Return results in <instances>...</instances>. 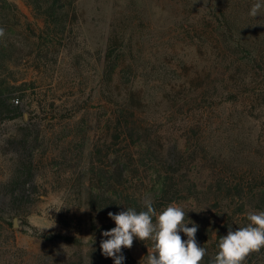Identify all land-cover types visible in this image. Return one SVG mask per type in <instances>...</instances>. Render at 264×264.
<instances>
[{
    "label": "trees",
    "instance_id": "obj_1",
    "mask_svg": "<svg viewBox=\"0 0 264 264\" xmlns=\"http://www.w3.org/2000/svg\"><path fill=\"white\" fill-rule=\"evenodd\" d=\"M25 2L43 21L42 29L24 20L16 5L0 0V125L20 119L32 105L29 91L37 86L27 78L30 71L45 74L54 83L63 66L59 56L64 49L72 57L67 67L76 71L81 67V56L72 48L79 0ZM256 2L207 0V7L197 12L200 16L192 17L187 8L193 0H179L173 7L174 25L186 38L180 47L150 48L147 53L143 43H133L131 33L137 21L144 20L137 11L143 12L145 3L137 7L138 0H131L132 6L114 12L101 59L99 92L111 108L106 124L109 136L102 144L90 145L88 131L76 124L64 149L73 159H83L91 147L90 160L86 167L75 168L71 177H65L66 170L56 177L68 178L57 188L65 186L67 191L72 184L69 190L74 192L75 205L89 209L93 232L115 227L109 212L145 210L146 199L157 213L173 203L195 205L209 212L203 217L187 214V219L198 225L195 239L206 249L201 264H211L229 227L236 231L249 223V211H264V164L245 155L247 143L237 141L245 134L246 123L264 117V8L256 17L249 15ZM186 48L193 53H183ZM52 117L57 119V113ZM214 117H222L227 125L223 133L221 126L212 123ZM184 135L186 143L180 140ZM224 136L237 143L230 141L226 149L217 146ZM7 144L16 160L1 189L9 196L12 210L26 215L25 209L36 203L42 188L38 177L46 169L48 141L40 130L26 124ZM199 166L204 171L195 172ZM3 212L0 207V221ZM180 235L187 240L183 232ZM45 237L50 242L81 244L76 236ZM122 255L123 264H130V255L123 251ZM259 263L264 264V257ZM38 264H114V260L105 257L97 244L86 256L43 258Z\"/></svg>",
    "mask_w": 264,
    "mask_h": 264
},
{
    "label": "rangeland",
    "instance_id": "obj_2",
    "mask_svg": "<svg viewBox=\"0 0 264 264\" xmlns=\"http://www.w3.org/2000/svg\"><path fill=\"white\" fill-rule=\"evenodd\" d=\"M8 1L16 5L23 19L37 30L44 27L43 21L36 19L25 0ZM206 1L193 0V4L187 8L192 12V17L200 16L197 12L207 7ZM177 2L179 0H138L137 7L145 3L144 11H137L144 20L137 21L131 33L133 43H143L145 53L150 48L163 51L171 48L172 45L181 46V41L186 37L185 33L183 34L180 29L177 30L175 28L177 26L174 25L176 13L173 7H177ZM130 4L131 0H79L80 19L76 27L77 38L72 48L74 53L81 56V67L78 71L67 67L72 57L68 50L64 49L59 56L63 66L60 74L56 75L54 83H50L49 77L45 74L38 75L30 71L27 78L29 81H35L37 88L34 92L29 91L31 95L28 102L32 105L25 109L28 112V121L23 115L18 120L0 125V207L4 211V220L0 221V264H38L43 258L73 257L77 259L79 255L86 256L94 245L108 239L102 236V232L106 230L92 231L91 213L87 207L79 208L75 205L74 192L69 190L72 184L67 191L64 189L65 186L63 189L57 186L61 182H66L75 168L86 167L90 160L88 154L91 147L83 159L80 157L73 159L71 153L64 149L66 142L73 137L76 124L84 125L89 139L91 138L90 145L102 144L105 137L109 136L106 124L111 115V108L99 94L103 69L101 59L106 48L114 12ZM131 9L133 10V7ZM183 53H193V50L186 48ZM52 113H57V119H53ZM72 114L75 115L73 118L70 117ZM84 116L86 117L83 118ZM222 117H214L212 123L215 127L221 126L223 133L227 125H223L225 122ZM26 124L32 125L46 136L49 151L44 175L38 177V184L42 188L36 195L37 201L28 210L25 209L26 215L18 216L10 206L9 196L1 187L9 180L16 160V155L8 149L7 140L15 136ZM72 130L73 132L69 134ZM180 140L186 143L188 138L184 135ZM233 140L226 139L224 136L221 140H217V146H224L226 149V145L230 141L233 143ZM237 141L247 143L243 152L245 155L256 157L264 164V117L261 121L246 123L245 134ZM53 157H56L58 162H62V165L54 164ZM68 165L77 167L69 168ZM60 170H66L65 177L68 178L56 179ZM199 171H204L201 166L195 172ZM44 188H48V192ZM178 206L185 212L187 210L190 218L195 214H200L202 217L205 213L209 214L207 210L196 209L195 205ZM209 216L213 218V215ZM16 219L20 221L18 225H16ZM110 223L115 225L113 220ZM66 224L72 225L78 231H70ZM46 235L76 236L81 244L74 246L57 239L50 242L46 239ZM150 244V240L141 241L134 238L133 246L130 249L127 248V251L123 248L122 251L130 255V264H140L142 257H144L142 264H146ZM263 257L264 250L261 248L259 251L251 252L243 264H258Z\"/></svg>",
    "mask_w": 264,
    "mask_h": 264
},
{
    "label": "clouds",
    "instance_id": "obj_3",
    "mask_svg": "<svg viewBox=\"0 0 264 264\" xmlns=\"http://www.w3.org/2000/svg\"><path fill=\"white\" fill-rule=\"evenodd\" d=\"M262 8L264 3L258 0L252 5L249 15L256 17ZM2 35L3 30L0 29ZM143 206L145 210L139 212L127 208L119 213H108L115 227L102 232V236L108 237L100 243L102 254L112 258L114 264H123L122 249H130L134 238H138L150 240L152 244L148 247L146 264H201L206 249L197 243L198 225L187 219V212L173 203L157 213L150 199H146ZM247 220L246 226L236 231L229 227L227 235L220 237L219 251L211 264H243L251 252L264 248V211H249ZM189 223L193 226L188 227ZM181 232L187 240L181 237ZM143 261L144 257L140 264Z\"/></svg>",
    "mask_w": 264,
    "mask_h": 264
},
{
    "label": "water",
    "instance_id": "obj_4",
    "mask_svg": "<svg viewBox=\"0 0 264 264\" xmlns=\"http://www.w3.org/2000/svg\"><path fill=\"white\" fill-rule=\"evenodd\" d=\"M24 117H25L26 121H28V112H26V111L24 112ZM15 222H16V225H18L20 221L18 219H16Z\"/></svg>",
    "mask_w": 264,
    "mask_h": 264
},
{
    "label": "built area",
    "instance_id": "obj_5",
    "mask_svg": "<svg viewBox=\"0 0 264 264\" xmlns=\"http://www.w3.org/2000/svg\"><path fill=\"white\" fill-rule=\"evenodd\" d=\"M125 251H127V248H124Z\"/></svg>",
    "mask_w": 264,
    "mask_h": 264
}]
</instances>
